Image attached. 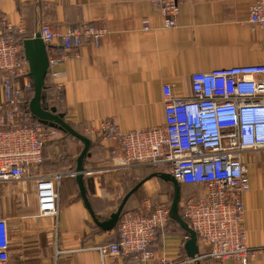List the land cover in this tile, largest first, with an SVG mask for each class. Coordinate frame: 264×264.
Masks as SVG:
<instances>
[{"label":"crops","instance_id":"1","mask_svg":"<svg viewBox=\"0 0 264 264\" xmlns=\"http://www.w3.org/2000/svg\"><path fill=\"white\" fill-rule=\"evenodd\" d=\"M253 1L186 0L180 6L175 28L164 27V19L154 10L152 0H0V12L14 25L23 22L27 37L38 34L43 24L61 32L77 26L106 30L100 46L85 42L52 71L55 77L48 74L46 83L50 103L65 115L69 125L91 141V156L85 159V168L93 170L111 164L113 145L91 130L99 129L106 121L115 123L123 133L161 127L164 85H171L173 95L186 97L192 93L194 73L264 64V31L249 22ZM145 20L150 23L149 31L143 30ZM58 45L60 41L56 40L55 48ZM19 83L23 86L24 80ZM3 101L0 77V105ZM81 144L62 135L44 148L41 167L18 183L5 184L30 185L33 199L28 201L25 193L15 191L16 199L10 207L0 204V217L10 221L11 229L12 250L7 264H153L134 255L118 259L101 255L99 247L120 240V220L117 228L104 231L87 209L71 175L84 147L80 150ZM256 158L259 157L251 153L245 155L251 189L243 196L244 226L247 245L256 250L250 264H264V170L261 177L256 175V167L250 163ZM117 172L102 170L85 176L87 197L100 222L110 219L124 190ZM55 173L65 174L59 214L41 218L31 177ZM153 174L141 178L139 183L145 182L128 200L135 196L130 213L149 211L157 204L168 205L172 190L174 196L173 185L158 177L149 178ZM199 189L196 185H181L180 206ZM2 195L0 188V198H4ZM189 239L188 233L170 217L150 250L157 258L171 262L240 264L208 257L210 249L199 239L198 254L191 259L186 248Z\"/></svg>","mask_w":264,"mask_h":264},{"label":"built area","instance_id":"2","mask_svg":"<svg viewBox=\"0 0 264 264\" xmlns=\"http://www.w3.org/2000/svg\"><path fill=\"white\" fill-rule=\"evenodd\" d=\"M186 0H152L164 19L165 28H175L180 6ZM249 22L264 31V0H254ZM145 20L143 30H150ZM39 33L47 46L49 72L85 42L100 46L103 28L70 27L66 32L48 24ZM26 34L23 22L11 23L0 12V77L4 101L0 105V185L18 183L44 163V148L59 140L60 131L34 124L32 113L23 109V92L34 88L30 65L20 38ZM60 41L58 49L54 42ZM19 80H24L21 86ZM192 93L173 95L171 85L163 87L164 125L123 133L113 122L91 130L112 143V169L135 165L161 167L181 185L200 187L181 204V213L198 239L209 247L208 257L217 262L234 260L250 264L256 250L247 245L243 196L251 189L245 155L264 158V64L218 68L191 76ZM91 175L100 170H89ZM75 177L76 172L71 173ZM65 174L31 177L35 181L38 215L58 217L60 187ZM171 216L167 204L152 210L124 213L120 219V240L101 246L104 257L134 255L153 264H189L157 258L150 250ZM10 221L0 217V264H7L12 250Z\"/></svg>","mask_w":264,"mask_h":264},{"label":"water","instance_id":"3","mask_svg":"<svg viewBox=\"0 0 264 264\" xmlns=\"http://www.w3.org/2000/svg\"><path fill=\"white\" fill-rule=\"evenodd\" d=\"M23 45L25 57L30 65V75L34 85V96L30 103L31 113L40 124L56 129L64 134L70 135L83 143L84 147L77 160V166L75 169L76 183L81 191V196L84 200V203L94 217L97 225L104 231L113 230L117 227L128 200L134 193L139 190V188L145 181L139 183L129 193H127V195L120 203L117 211L111 215L108 221L100 222L95 218L92 212L91 204L87 197L85 186V176L89 174V172H91L85 168V159L91 156V154L89 153V150L91 148V141L89 140V138L78 133L71 125H69L65 121V115L59 113L57 108L43 107V92L46 88L47 76L49 72V57L47 46L42 40L41 34L38 33L33 38L25 40ZM153 177H158L173 185L174 196L171 205V217L188 233L190 239L187 243L186 248L189 252V257L191 259H196V255L198 254L197 235L181 218L179 212V206L181 203V184H179L178 181L168 173H155L149 178Z\"/></svg>","mask_w":264,"mask_h":264},{"label":"rangeland","instance_id":"4","mask_svg":"<svg viewBox=\"0 0 264 264\" xmlns=\"http://www.w3.org/2000/svg\"><path fill=\"white\" fill-rule=\"evenodd\" d=\"M47 82H48V79H47ZM69 138L76 140L73 137H69ZM82 147H83V145L81 144L80 150L82 149ZM80 150L78 152H80ZM252 156L253 157H259V158H256L255 160L250 159V161H251L250 163H253L254 166L256 167V170H255L256 175H260V177H261V175L263 174V170H264V158H263L262 154H252ZM93 170H100V171H102V170L103 171L117 170V171H119L117 173L121 175V176H119V178L123 181L122 183H124V190H123L122 194L121 193L119 194L117 205L111 213L115 212L118 209V207H119L124 195L126 194V192H128L133 186H135L137 183H139L141 181L142 177H145L148 174H152V173H156V172H162L161 167L150 166V165H140V166L124 168V169L123 168L112 169V165H107V166L104 165L102 167H97ZM4 186L5 185L0 186V188L4 194V195H2V197H4V198H0V204L4 205V207H7V206L10 207L11 206L12 200L16 199V193H18L20 195H24V193H25L27 195L28 201L33 200L31 197L30 189H29L30 185H26V184L23 185L22 184V186H20V185L10 184V185H6L5 187ZM66 188H67V186L64 187L63 191H65ZM15 191H16V193H15ZM185 195L187 196L188 193H185ZM134 197L135 196H133V198L126 205L124 213H128V212L132 211L131 204H132L133 200L135 199ZM23 198H24V196L22 197V202H21L22 204H24V200H25ZM172 200H173V190L170 193L169 204H168L169 206H171ZM106 216L108 217L109 214Z\"/></svg>","mask_w":264,"mask_h":264},{"label":"trees","instance_id":"5","mask_svg":"<svg viewBox=\"0 0 264 264\" xmlns=\"http://www.w3.org/2000/svg\"><path fill=\"white\" fill-rule=\"evenodd\" d=\"M18 38H20L21 39V41H22V43H24V41L25 40H27V39H31V38H33V37H27V36H22V37H18ZM26 93H28V94H30V95H25ZM49 95H50V87L46 84V88H45V90H44V92H43V96H44V99H43V101H42V104H43V107H47V108H52V107H55L54 105H52V103H50V101H49ZM33 96H34V88H33V90H31V91H24L23 92V102H24V104H23V109H24V111L26 112V113H31V110H30V103H31V100L33 99ZM55 108H57V107H55ZM58 110V109H57ZM34 124L35 125H37V126H41V127H43V128H50V127H47V126H44V125H42V124H40L39 122H38V120L34 117ZM60 134H61V136L63 135V136H67V137H72V136H70V135H67V134H64V133H62V132H60ZM74 138V137H73ZM77 140V139H76ZM57 141V140H56ZM77 141H79V140H77ZM53 142H55V141H53ZM53 142H50V143H53ZM79 142H81V141H79ZM50 143H48L46 146H45V148L50 144ZM82 143V142H81ZM83 144V143H82ZM84 146V145H83ZM44 164V163H43ZM42 164V165H43ZM42 165H40L39 167H41ZM77 166V165H76ZM38 167V168H39ZM38 168H35V169H33V171L35 172V170L36 169H38ZM163 170V169H162ZM165 172V171H164ZM78 186V185H77ZM179 212L181 213V206L179 207ZM124 213V212H123ZM181 216H182V213H181ZM171 217V216H170ZM183 217V216H182ZM184 219V218H183ZM117 228V227H116ZM198 238V237H197Z\"/></svg>","mask_w":264,"mask_h":264}]
</instances>
